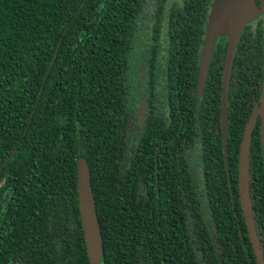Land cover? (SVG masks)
I'll return each mask as SVG.
<instances>
[{"label":"trees","instance_id":"trees-1","mask_svg":"<svg viewBox=\"0 0 264 264\" xmlns=\"http://www.w3.org/2000/svg\"><path fill=\"white\" fill-rule=\"evenodd\" d=\"M139 1L0 0V264H90L78 192L80 158L91 170L102 264H126L129 234L157 237V213L144 222L140 210L143 154L129 172L124 161L111 162L109 152L115 120L125 109L120 105L125 104L126 18ZM218 96L220 101V88ZM231 124L227 146L235 200L230 197L221 211L234 236L238 220L244 221L238 161L246 122L236 118ZM153 131H139L146 135L141 149L154 150L160 130ZM260 146L259 141L262 161ZM97 150L104 153L100 174ZM168 198L163 195L164 206ZM183 202L180 196L178 236H187L181 230L187 226ZM260 207L264 223V173ZM163 230L171 235L167 226ZM131 253L141 257L140 251Z\"/></svg>","mask_w":264,"mask_h":264},{"label":"flooded vegetation","instance_id":"flooded-vegetation-1","mask_svg":"<svg viewBox=\"0 0 264 264\" xmlns=\"http://www.w3.org/2000/svg\"><path fill=\"white\" fill-rule=\"evenodd\" d=\"M254 2L259 13L245 24L238 41L224 33L215 38L202 91V54L208 43L215 0H140L126 18L127 64L122 79L125 104L120 105L125 109L115 120L110 161H124L132 172L139 154H143L145 168L139 190L142 220L151 222L156 213L159 218L157 237H125L126 264H264L260 207L264 173V0ZM209 44L213 46L212 39ZM233 47L226 136L228 141L231 122L236 118L239 124L246 122L242 141L247 126L253 123L248 183L255 240L250 236L242 204L239 209L244 221L238 220L234 236H229L226 212L221 211L227 210L228 199L234 196L221 107ZM143 102L146 110L142 114ZM155 128L160 131L154 150L141 149L146 135L139 131L146 130L149 135ZM181 149L186 155L183 160ZM95 160L100 174L104 153L97 150ZM164 194L171 196L166 206ZM180 196L184 198L187 220L186 228L181 230L186 229L187 236H178ZM234 210L238 212L236 204ZM165 226L172 236L163 230ZM135 250L141 252V257L131 253ZM112 264L118 263L114 260Z\"/></svg>","mask_w":264,"mask_h":264},{"label":"water","instance_id":"water-1","mask_svg":"<svg viewBox=\"0 0 264 264\" xmlns=\"http://www.w3.org/2000/svg\"><path fill=\"white\" fill-rule=\"evenodd\" d=\"M259 13L254 0H215L213 11L208 25V43L203 52V65L201 69L200 91H202L205 78L209 72L208 67L213 56L214 41L218 35L228 34L233 40L240 38L245 24L253 20ZM209 39L213 40V46L209 44ZM234 47L229 53V66L226 73L224 91L222 95V123L224 140L227 145V116H228V86ZM146 110V102L142 103L141 113ZM253 123L251 122L245 131L242 141L239 163V194L244 216L249 224L250 236L253 240L256 235L251 218L250 198H249V154L251 146V136ZM263 152H264V130H263ZM78 192L80 202V213L84 238L90 264H101L104 256L103 234L97 210V203L94 196L91 170L85 158L78 160ZM261 264H263L261 262Z\"/></svg>","mask_w":264,"mask_h":264}]
</instances>
